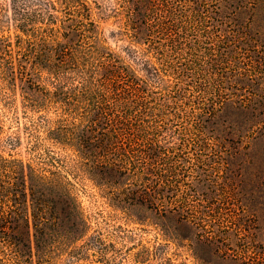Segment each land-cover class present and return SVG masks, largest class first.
I'll return each mask as SVG.
<instances>
[{
  "label": "trees",
  "instance_id": "trees-1",
  "mask_svg": "<svg viewBox=\"0 0 264 264\" xmlns=\"http://www.w3.org/2000/svg\"><path fill=\"white\" fill-rule=\"evenodd\" d=\"M9 7L21 35L0 37V107L27 122L4 143L25 140L28 157L0 154V264H118L171 245L264 264L242 200L264 194V0ZM94 8L120 20L124 46ZM85 182L156 245L118 249L135 234L102 214L91 233Z\"/></svg>",
  "mask_w": 264,
  "mask_h": 264
},
{
  "label": "rangeland",
  "instance_id": "rangeland-1",
  "mask_svg": "<svg viewBox=\"0 0 264 264\" xmlns=\"http://www.w3.org/2000/svg\"><path fill=\"white\" fill-rule=\"evenodd\" d=\"M93 0H90L92 2ZM100 2L102 6H106L108 2L113 0H94ZM94 18L98 21L100 26V30L102 36L105 38L107 45L113 49H119L121 46H124L126 42L117 38L112 32L117 31L121 26L120 20H116L113 17L102 18L100 16V11L94 8L93 12ZM12 16L10 14L9 0H0V37L16 41V37L21 35L20 31H18L14 25V21H12ZM27 116H14L11 112H7L0 107V154L9 157V155H14L19 158H26L28 155L26 154V142L25 140L21 142L17 149H11L7 144L4 143L10 136H20L21 131L20 128L22 125L26 124ZM85 190L79 195V200L82 202L83 207L87 213L92 217L91 222L92 226H94L91 230V233L94 229H96V223L98 220L101 222L99 218V214L102 216L108 217L110 222L115 226H123L125 229L132 230L135 234V239H130L126 242L117 241V248L123 249L127 253H129L128 249H133V247L142 244L144 246L150 247L152 249L153 245H156V231L148 226L142 227L138 224L125 222L121 216L116 215L115 212L111 210L110 207L106 204L105 200L98 196L96 190L93 188L90 182L84 183ZM260 182L253 183L249 190L252 194L251 190H256V188H260ZM244 204L252 207V214L255 216V222L251 225V234L249 241L257 247L254 251L259 254L264 253V194L258 195H249L248 198H243ZM115 213L117 217L111 218V214ZM144 214V213H143ZM145 215L151 216L148 213ZM96 219V220H95ZM150 224V223H149ZM141 228L145 229L141 231ZM236 242V241H235ZM133 244H135L133 246ZM133 246V247H132ZM138 249L133 250L130 256L125 255L119 261L118 264H236L234 262H227L222 260L221 258L214 257L212 253H210V258L206 260L201 259L191 251H188L186 248H175L174 246H170V248L166 249L165 256L163 257H153L146 259L136 257L134 254L137 253ZM88 261L95 260L94 256H90L87 259Z\"/></svg>",
  "mask_w": 264,
  "mask_h": 264
}]
</instances>
